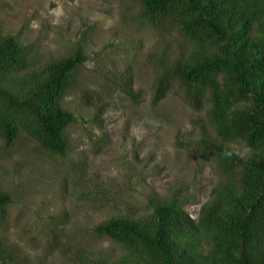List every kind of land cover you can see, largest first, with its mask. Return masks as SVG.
Here are the masks:
<instances>
[{"label":"rangeland","instance_id":"rangeland-1","mask_svg":"<svg viewBox=\"0 0 264 264\" xmlns=\"http://www.w3.org/2000/svg\"><path fill=\"white\" fill-rule=\"evenodd\" d=\"M0 31L32 47L30 69L78 44L88 58L62 100L75 115L64 155L25 132L11 145L0 138V190L13 198L0 219L1 256L11 253L10 264L117 260L125 249L93 228L115 215L144 216L151 199L177 198L197 219L222 179L216 161L191 145L214 134L208 104L192 107L178 82L152 102L157 58L189 50L185 36L149 25L133 0H0ZM126 71L137 99L121 84ZM233 146L248 156L243 144Z\"/></svg>","mask_w":264,"mask_h":264},{"label":"trees","instance_id":"trees-1","mask_svg":"<svg viewBox=\"0 0 264 264\" xmlns=\"http://www.w3.org/2000/svg\"><path fill=\"white\" fill-rule=\"evenodd\" d=\"M152 27L176 28L191 43L173 61L157 58L152 102L178 82L186 101L201 109L214 134L192 141L193 153L213 158L222 179L197 219L177 198L149 200L140 217L115 215L93 230L126 251L117 260L88 264H264V0H133ZM32 47L0 31V138L21 132L51 154L69 147L75 121L62 105L88 59L81 44L63 57L30 69ZM133 99V75L120 79ZM243 144L244 157L234 146ZM12 194L0 190V219ZM0 252L5 249L0 245ZM1 256V255H0ZM16 263L10 253L1 256Z\"/></svg>","mask_w":264,"mask_h":264}]
</instances>
